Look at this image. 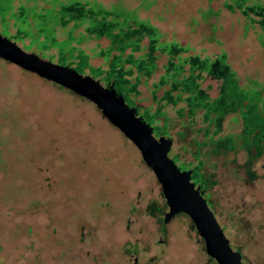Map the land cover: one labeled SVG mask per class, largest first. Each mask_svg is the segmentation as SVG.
Wrapping results in <instances>:
<instances>
[{"label":"rangeland","instance_id":"1","mask_svg":"<svg viewBox=\"0 0 264 264\" xmlns=\"http://www.w3.org/2000/svg\"><path fill=\"white\" fill-rule=\"evenodd\" d=\"M6 1L10 26L2 35L101 84L113 57L141 61L149 53L147 75L137 73L135 63L120 66L130 70L132 101L139 112L159 110L153 124L172 139L168 155L192 175L198 166L195 177L205 183V197L232 248L245 264H264V140L259 150L242 141V113L251 101L257 116H264V0H56L78 2L90 15L106 11V22L131 20L135 32L141 27L138 49L126 45L121 51L110 49L112 40L101 31L88 32L85 27H99L88 20L53 23L46 32L55 43L45 45L30 12V35L13 39L10 14L17 5L36 11L52 5ZM147 33L162 49L149 50ZM175 66L178 82L192 79L191 91L164 81ZM223 92L231 106L218 127L217 115L204 117L201 107L183 127L190 95L216 103ZM207 135L229 138L235 147L209 151ZM165 212L160 185L139 150L94 104L0 59V264H217L189 217L177 214L164 222Z\"/></svg>","mask_w":264,"mask_h":264},{"label":"water","instance_id":"2","mask_svg":"<svg viewBox=\"0 0 264 264\" xmlns=\"http://www.w3.org/2000/svg\"><path fill=\"white\" fill-rule=\"evenodd\" d=\"M0 59L94 104L139 150L143 162L153 172L165 199L164 222L177 214L188 216L203 241L205 252L217 264H245L240 252L230 245L203 190L192 180L191 170L182 169L168 155L172 139L162 134L156 136L153 126L112 85H103L94 76L81 74L69 64L54 63L27 52L1 32Z\"/></svg>","mask_w":264,"mask_h":264},{"label":"trees","instance_id":"3","mask_svg":"<svg viewBox=\"0 0 264 264\" xmlns=\"http://www.w3.org/2000/svg\"><path fill=\"white\" fill-rule=\"evenodd\" d=\"M12 1L10 4L13 9ZM49 3L52 5L51 8L41 7L39 11H36L35 6L33 7L34 9L30 8V10H28V9H25L24 7L17 5L16 10L15 11L12 10L10 14V17L14 20L11 27L15 28V34L13 35L12 38L22 39L24 34H26V32H29L31 26H30V23L27 21V12H30L33 19L38 21L37 34L43 37L42 43L45 45H52L53 43H55L54 35L47 34L46 32L47 28L49 26H52L53 23L54 25L59 24L61 26H64L67 20H71L73 22L75 21L74 24H76L77 21H85V20H88L90 22L89 24L96 23L99 27L92 29L91 27L89 28L88 26V27H85L86 30L88 32L98 30V31H101V33L107 35L112 40L111 45L109 47L110 49L118 50L120 48L119 50L121 51L123 47H125L126 45H129L132 50H137L140 45L139 44L140 43L139 40L141 36L140 33H142L141 27L137 29V30H140L139 32L138 31L135 32L134 30L132 31L131 24H130L132 22L131 20H126L124 22H117V21H114L115 19H112L109 22H106L104 21V17L106 18L107 14H109L106 11H101V12L96 11L94 14L90 15V10L86 9L82 11L80 7L76 6L78 5V2H74L68 6L57 2L56 0H51L49 1ZM6 5H7L6 0H0V30L8 34L10 25L8 21L5 19V15L7 14ZM98 14L101 17L99 20L96 19L97 18L96 16ZM138 24H141V23H138ZM132 32L135 33L134 39H130V37L132 36ZM29 35H30V32H29ZM147 36L149 37V40H150L149 45H148L149 50H151L153 46H155L156 49L157 48L162 49V47L160 46L161 44L157 46L154 43L156 41V36H154L151 33H147ZM34 42L35 41H32L31 43H34ZM39 48H41V46ZM109 51L108 50L106 51V55H105L106 60H108ZM59 53H60V59L62 60V58H64L65 56V52L60 50ZM148 56H149V53H147L144 58L142 57L141 61L139 60L135 61L134 59H132L133 57H131V55H127L125 59H122L121 55L116 56L115 58L113 57V59L111 60V65H110L111 70L106 71L104 80L105 81L115 80L118 83V87H120V91L126 94L125 95L126 99L129 100L131 103H134L131 98L132 95H134V84L131 85L128 82V79L126 78L127 76H130L131 74L130 70L122 71L120 69V66L124 62H127V63L131 62L133 64L135 63L137 65V70H138L137 73L141 72L143 75H147L148 72H151V69L153 66V61ZM61 63L70 64V63H65V62H61ZM79 66L80 64L78 63V67ZM168 70H169L168 73L163 77H164L165 82L167 80L170 81L171 87H172L171 89L176 87L177 85L176 82L179 84V86L183 90L188 88L191 91L193 89V82L191 78H189L188 80H182L180 82L177 81L176 73H179L180 71V68L178 66H175V68H172V69L168 68ZM202 70H207V69L202 68ZM94 73L97 74L98 72H94ZM226 84L225 83L223 84L224 88ZM157 86L158 84L155 87ZM231 86L232 85L229 84V87ZM229 95H230L229 93L226 94V92L225 93L223 92L221 96V100L217 101L216 103L208 102L207 99L205 97L200 96L199 93L190 95V98L186 100V104H187L186 110L189 113L187 117L189 118V120L186 121V124L183 123L184 124L183 127H188L192 124V121H191L192 116L194 115L195 111L199 107L204 109V113H203L204 117H206L211 112H214L217 115L214 121L216 122V127H218L217 126L218 120L227 111L228 107L231 106V103L226 101V97H229ZM235 95L236 93L233 94V97L235 98L236 101H238L239 94L237 95V97ZM164 98L168 99V96H165ZM252 102L254 101H251L249 106H247V110L242 113L244 116V122H245L242 141L246 146H255L259 150L261 147L260 144L264 140V116L262 118H259L257 116L256 110L254 107L255 103H252ZM144 112H145L143 113L144 116L148 120H150L151 123H154L153 121L154 116L159 115V110H157V112H154L152 114H150L147 110ZM154 128L158 134L160 131H162L164 134H167L165 131H163L164 130L163 127L154 125ZM255 130L257 131V133L253 132ZM208 136L209 135H207V137ZM211 136L212 135H210L207 139H208L209 147H213V150L212 149L210 150L209 148V151L220 152V151L228 150V149H231L232 147H235L233 142H231L229 138H223V139L220 138L215 141L212 139ZM196 143H197V146H201L202 144H205L206 142H201V143L196 142ZM194 157L196 160L200 159L199 150H196V152L194 153ZM181 168L186 169L187 167L181 166ZM194 171L195 172L198 171V166L194 168Z\"/></svg>","mask_w":264,"mask_h":264},{"label":"flooded vegetation","instance_id":"4","mask_svg":"<svg viewBox=\"0 0 264 264\" xmlns=\"http://www.w3.org/2000/svg\"><path fill=\"white\" fill-rule=\"evenodd\" d=\"M99 81H101V80H99ZM101 83V82H100ZM103 85H112L115 89H116V91L120 94V95H122L123 97H124V99H125V101L129 104V105H131V106H134L135 108H136V110H137V114L139 115V116H141V117H143L146 121H148L149 122V120L144 116V114L143 113H145V112H139V108H138V106L136 105V104H134V103H131L129 100H127L126 99V94L124 93V92H121L120 91V87H118V83L115 81V80H104L103 82ZM150 123V125L151 126H153V128H154V124L153 123H151V122H149ZM154 134L156 135V136H158V135H160V134H158L156 131H155V128H154ZM181 167V166H180ZM197 172H193V175H192V180L193 181H195V183H196V186H199L202 190H203V195H204V197H205V183L204 184H202V182H199L198 181V179L195 177V174H196ZM197 175V174H196ZM198 181V182H197ZM206 198V197H205ZM208 201V200H207ZM208 204H209V201H208ZM209 206H210V204H209Z\"/></svg>","mask_w":264,"mask_h":264},{"label":"crops","instance_id":"5","mask_svg":"<svg viewBox=\"0 0 264 264\" xmlns=\"http://www.w3.org/2000/svg\"><path fill=\"white\" fill-rule=\"evenodd\" d=\"M222 70L225 71V67H222Z\"/></svg>","mask_w":264,"mask_h":264}]
</instances>
